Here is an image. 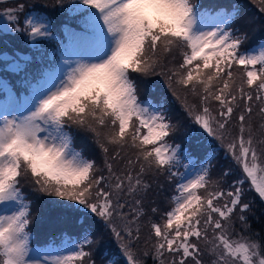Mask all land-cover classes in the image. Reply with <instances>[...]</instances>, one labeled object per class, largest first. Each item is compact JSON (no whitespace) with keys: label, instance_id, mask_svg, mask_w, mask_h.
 Instances as JSON below:
<instances>
[{"label":"snow or ice","instance_id":"snow-or-ice-1","mask_svg":"<svg viewBox=\"0 0 264 264\" xmlns=\"http://www.w3.org/2000/svg\"><path fill=\"white\" fill-rule=\"evenodd\" d=\"M256 2L264 13V0ZM38 7L78 15L81 30L66 28L67 43L43 67H33L31 55L2 54L3 71L21 75L23 92L0 78V264H96L85 250L97 242L90 221L117 244L120 258L107 264H264V240L245 200L247 184L264 203V41L245 47L240 8L56 0L25 14L17 0L0 10V33L22 35L39 50L53 33L46 17L34 15ZM133 74L164 77L191 123L219 142L231 163L216 180V149L197 167L172 139L181 125L164 103L140 98ZM78 133L92 137L102 165L77 150ZM234 170L240 175L225 189ZM161 178L174 188L171 207L156 220L159 208L145 201L154 185L163 189ZM30 194L54 198L79 218L82 236L65 232L34 246Z\"/></svg>","mask_w":264,"mask_h":264},{"label":"rangeland","instance_id":"rangeland-1","mask_svg":"<svg viewBox=\"0 0 264 264\" xmlns=\"http://www.w3.org/2000/svg\"><path fill=\"white\" fill-rule=\"evenodd\" d=\"M213 2L217 3L216 4V9H219V6L225 7V8H231L228 6H222L224 3V0H208V2ZM205 2V1H204ZM22 3L25 4V1L22 0ZM221 3V4H220ZM15 2L12 0H9V3L7 4L8 7L13 6ZM200 3L201 7L203 8L204 6ZM220 4V5H219ZM232 5L238 6L240 8V17L246 18L243 19L241 18L239 23L237 24L238 27H242L243 31H246L247 33L250 32V35L254 38L259 36L260 32V27H262V24L259 23L258 15H264V13H261L259 11V5L256 2V0H242L240 3H232ZM220 7V8H221ZM30 8L32 10V7L29 5L25 4V9ZM206 8V7H204ZM24 9V10H25ZM211 9V8H209ZM2 10V9H0ZM34 15H40L43 17H46L50 22H51V30L53 31V20L54 18L48 16V14L44 12H38L36 9V12ZM63 15H60V18H62ZM58 18V16L56 17ZM55 18V19H56ZM65 19L71 18L69 16H64ZM63 18V19H64ZM21 19V18H20ZM64 19V20H65ZM79 18L76 20L78 21ZM66 21V20H65ZM68 22V21H67ZM0 27H2V22H0ZM76 26L73 25H66L67 29H75ZM4 38L7 40H12V41H18L19 39L22 38V35H16L13 33H8L4 32ZM260 44V43H259ZM17 45L19 47V53L25 54V55H31L32 57L34 56V53H38L39 50L34 49L31 47L27 42L26 39H24L23 43H18ZM7 53L10 56L13 55L14 53L11 54V52L8 51V49H4L1 51L0 54V78L6 79L11 82L13 89L17 91L15 88L14 84L12 83L13 76L14 75L10 71H3V68L5 67V62H2V54ZM177 61H179V57H177ZM134 78L137 80V86H138V92L140 95V98L142 100H151L154 103H157L155 101V98H159V96L164 95L167 97L168 101V106L172 105L174 103L173 108L170 107L172 110V114H178L183 112V109L181 108L180 101L176 100L171 91L167 88L165 82H164V77L160 76H151V77H145V78H137L136 74H133ZM18 92H23L18 91ZM173 98V99H172ZM191 99V97H190ZM193 134H197L198 130H194L192 132ZM182 136H186L184 134H180ZM75 147L77 150H80L83 152V154L91 159H94L98 166L100 165L102 161V153L100 152L99 148L95 145V143L92 140V137L88 134L85 133H78L76 134V142H75ZM193 159V158H192ZM194 160V159H193ZM197 166V165H196ZM199 167V166H197ZM240 173L238 170L235 172V179L237 176H239ZM160 183L164 184V187L162 190L163 195L160 197L161 204L164 208L168 209V201L166 200V195L167 193L170 192L168 190L169 184L165 183L164 180H160ZM247 185V184H246ZM248 186V185H247ZM29 189L25 188V192H28ZM254 198L253 195L249 196L248 201L251 202L252 199ZM29 199L33 201L32 203V208H31V220L32 223L30 225V231L33 233V245L34 246H43L49 239L54 236H59L60 233H68L71 235L73 238L79 239L82 235L80 232L81 229V224H80V219L77 218L76 216L66 212L64 209L59 207L58 205L53 203V199L51 197H40L37 199L33 195H29ZM166 209V210H167ZM95 222H89V224H92L93 227L95 228V235L94 239L97 241L95 245L91 246V249L88 247L85 248L86 251L92 250L93 251V259L96 261V264H107V260L110 257H105L103 255L104 250L109 248V246H112L113 252L118 254V248L117 244L113 245L115 240L112 236L109 234L104 235L106 230L104 229L102 224L95 223ZM120 258V257H119ZM205 261L207 262V257H205ZM85 264H87V260L85 261Z\"/></svg>","mask_w":264,"mask_h":264},{"label":"trees","instance_id":"trees-1","mask_svg":"<svg viewBox=\"0 0 264 264\" xmlns=\"http://www.w3.org/2000/svg\"><path fill=\"white\" fill-rule=\"evenodd\" d=\"M13 2H17V0H12ZM25 4L29 5L30 7H32L33 5L39 4V5H55L56 4V0H24ZM205 1V2H204ZM242 0H224V3L222 4V6H228L231 7L233 6L232 3L236 4V3H240ZM19 2H22V0H19ZM203 2V6L206 8H211L213 10H216V4L213 2H208V0H199V4ZM70 3V0H65V4L67 6V4ZM221 4V3H220ZM219 4V5H220ZM3 7H8V5H3L0 6V9H3ZM10 7V6H9ZM203 7V8H204ZM221 6H219L220 8ZM38 12H44L46 14H48V16L54 18L53 20V40H57L58 41V37H62L59 34H65V32H63V29L66 26V19L64 18V16H69L71 17V19H75L78 18V15H74L72 13H70L67 10L61 11L58 7H48V8H37ZM31 9H25L24 13L27 14L28 12H30ZM60 15H63L62 18H60ZM58 16V18H56ZM259 19V23L262 24V27H260V32H259V36H257L256 38L252 37L250 35V32L247 33L248 34V41L245 45L246 48H251L254 47L256 45H259V43H261L262 41H264V15H258ZM21 21H23L24 19V15L20 16ZM56 18V19H55ZM65 20H64V19ZM243 17H240V19ZM246 19V18H243ZM239 23V22H238ZM238 26V25H236ZM4 32L0 33V54L1 51L4 50L5 48L8 49L9 52L12 53H16L19 52V47L17 45L18 43H23L25 37L22 36L21 39H19L17 42L16 41H12L9 39H5L4 38ZM53 40H47L45 42H43V44L41 45V48L39 49L38 53H34L33 55V59L35 61V64L38 63L40 57H48L51 58L52 55H50L51 50L54 51V44H53ZM37 50V49H36ZM2 62L3 59L1 60ZM34 67V65H33ZM21 76V75H18ZM161 77V76H160ZM173 99V98H172ZM156 102H161L165 104V109L168 113V115L171 117V119L173 120V122H177L181 125L178 134L173 137L172 139L174 140L175 143H179L181 145V147L186 150L190 156L194 159V161H196V165L199 166V163L201 161L204 160L205 156L211 152L213 150V148L216 149V159L213 161V166H212V170H211V179L212 180H216L221 172L228 168L230 166L231 161L228 159H225L224 156V151L223 149L219 148V142L218 141H213L211 138L207 137V135L205 133H203L201 130H199L198 126L194 125L191 123V121L186 117L184 112L179 113L180 115L178 116V114H172V110L170 109L173 108L174 103L170 106H168V99L166 96L161 95L159 96V98H155ZM254 125L258 128L259 127V117H255L254 121H253ZM198 130L197 134H193L192 132L194 130ZM184 134L186 136H182L180 134ZM102 161L100 163V165H102L103 162V156H102ZM98 165V164H97ZM183 170V169H181ZM236 172V170H234ZM163 178H161L162 180ZM235 179V176H229L224 183L222 184V187H224L225 189L228 188V185L231 184L232 180ZM173 188L174 186L169 184L168 190H170L169 193H167L166 195V200L168 201V209L171 207L170 204V197L173 195ZM245 200L248 201L249 196L253 195L254 198L252 199L251 203L253 204V211L255 213V216L253 217L250 214V221H251V226L252 229L255 232L259 233V236L262 240H264V203L261 202V200L259 199V197L257 196V194L254 191H248V186L245 184ZM163 191L160 188H157L155 185L153 187V191L149 194V198L145 201V205L147 209H150L151 207H157L159 208L160 212L153 217V219L159 220L160 214L164 213L165 211H167V208H164L161 204L160 201V197H162L163 195ZM249 202V201H248ZM167 209V210H166ZM96 223V222H95ZM94 223V224H95ZM86 227H89V230L91 231L93 238L95 235V228L93 227L92 224H87L85 225ZM82 228L80 229L81 235H82ZM61 233L59 232V235ZM110 235L111 234L106 230V232L104 233V235ZM148 234V228L146 227L142 233L141 236V241H140V247L143 248L144 247V239L146 238ZM57 236V235H56ZM58 237V236H57ZM50 239V238H48ZM116 242H114L113 245H115ZM117 248V247H116ZM112 246L110 245L109 248H107L106 250H104L103 255L105 257H116L119 258V256H117V253L113 252L112 250ZM109 258V259H110ZM102 262H100L101 264ZM148 264H152L151 259L149 258L148 260Z\"/></svg>","mask_w":264,"mask_h":264}]
</instances>
